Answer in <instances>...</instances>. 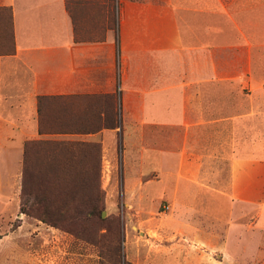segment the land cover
<instances>
[{
  "label": "crops",
  "instance_id": "0c3cea01",
  "mask_svg": "<svg viewBox=\"0 0 264 264\" xmlns=\"http://www.w3.org/2000/svg\"><path fill=\"white\" fill-rule=\"evenodd\" d=\"M4 12L0 217L27 141L84 139L113 167L120 156L131 218L164 240L154 261L200 264L192 252L217 250L242 264L248 244L260 249L264 0H0V29ZM53 98L58 121L118 124L54 131Z\"/></svg>",
  "mask_w": 264,
  "mask_h": 264
},
{
  "label": "rangeland",
  "instance_id": "374dc122",
  "mask_svg": "<svg viewBox=\"0 0 264 264\" xmlns=\"http://www.w3.org/2000/svg\"><path fill=\"white\" fill-rule=\"evenodd\" d=\"M3 16L0 53H7L12 46L11 24L7 12ZM46 104V112L52 116L50 121L53 122L51 128L54 131L88 132L116 123L112 113L106 122L97 121L95 116L85 117L80 122L58 121L55 114L62 111L61 99L53 98ZM27 142H30V183L39 186L47 181H54L53 175L57 172L63 178L49 189L48 194L63 199L76 198L83 205H89L99 198L102 217L108 220L101 225L96 219H84L82 217L85 210L78 207V211L71 212L77 219L82 218L75 224L79 227L76 230L80 231L77 234L22 213L20 208ZM27 142L24 145L19 181L15 184L10 203L7 204L8 209L0 217V264H162L160 261L163 259L158 261L156 258L157 261H154V258L159 254L157 249L161 248L164 240L159 239L156 231L147 230L138 219L131 218L127 210L129 207L122 197L119 155L112 160L117 163L113 167L103 154L99 142L84 139ZM74 152H77L76 158L68 160L66 156ZM114 218L120 219L121 232ZM262 239L260 249H256L257 244H248L249 249L241 257L242 264H264V237ZM248 240L246 235L245 242ZM192 254L200 264L223 262L222 252L217 250ZM180 260L178 252H173L166 264H180Z\"/></svg>",
  "mask_w": 264,
  "mask_h": 264
},
{
  "label": "trees",
  "instance_id": "16d2710c",
  "mask_svg": "<svg viewBox=\"0 0 264 264\" xmlns=\"http://www.w3.org/2000/svg\"><path fill=\"white\" fill-rule=\"evenodd\" d=\"M8 9V8H4ZM118 123L113 124L112 126L117 125ZM30 142H27L25 146V158H24V171H23V184H22V205L21 212L26 213L27 215L36 217L37 219L50 224L55 227L62 228L66 231H70L73 233H80L78 229V225L76 221L84 219H96L98 223L102 225V223L108 220L107 218L102 217V212L99 209L101 208V203L98 200H94L89 205H83L76 201V198H65L56 196H52L48 194L49 189L55 185L58 180L62 179L57 172L54 173L53 177H55L54 181L47 183H42L39 186L33 185L30 183V166H29V150ZM82 144V143H76ZM56 147L59 148L57 145ZM77 156V152H74L72 155H67L66 158L68 160H74ZM70 158V159H69ZM70 172L67 173L69 175ZM61 177V178H60ZM57 180V181H56ZM70 193H68V196ZM78 207L84 209V217L78 218L75 215H71V212L78 211ZM83 215V214H82ZM117 222L118 229L122 230V224L119 218H114Z\"/></svg>",
  "mask_w": 264,
  "mask_h": 264
}]
</instances>
